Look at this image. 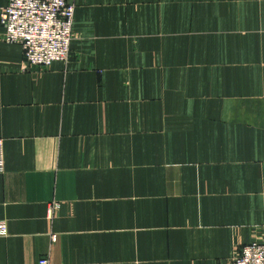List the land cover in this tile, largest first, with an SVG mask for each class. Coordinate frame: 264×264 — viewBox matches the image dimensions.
Instances as JSON below:
<instances>
[{"label":"crops","instance_id":"obj_1","mask_svg":"<svg viewBox=\"0 0 264 264\" xmlns=\"http://www.w3.org/2000/svg\"><path fill=\"white\" fill-rule=\"evenodd\" d=\"M68 1L67 63L22 70L0 23V264H231L264 241V0Z\"/></svg>","mask_w":264,"mask_h":264},{"label":"built area","instance_id":"obj_2","mask_svg":"<svg viewBox=\"0 0 264 264\" xmlns=\"http://www.w3.org/2000/svg\"><path fill=\"white\" fill-rule=\"evenodd\" d=\"M74 4L68 0H7L0 10L2 39L23 48L22 70L49 68L67 63L71 56ZM4 168L3 142L0 139V171ZM53 207H49L52 212ZM5 226L0 223V233ZM42 257L38 264H48ZM97 264V263H87ZM231 264H264V241L252 240L238 248Z\"/></svg>","mask_w":264,"mask_h":264}]
</instances>
